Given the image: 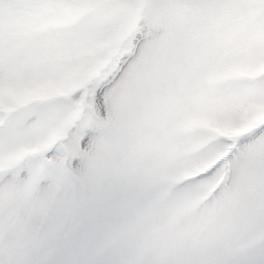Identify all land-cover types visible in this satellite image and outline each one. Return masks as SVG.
Masks as SVG:
<instances>
[{"label":"snow or ice","instance_id":"1","mask_svg":"<svg viewBox=\"0 0 264 264\" xmlns=\"http://www.w3.org/2000/svg\"><path fill=\"white\" fill-rule=\"evenodd\" d=\"M0 264H264V0H0Z\"/></svg>","mask_w":264,"mask_h":264}]
</instances>
